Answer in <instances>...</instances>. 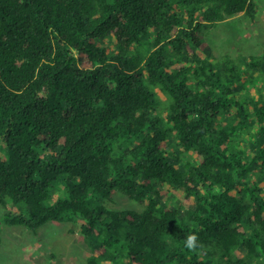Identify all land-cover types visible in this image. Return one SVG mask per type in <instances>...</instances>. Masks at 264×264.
<instances>
[{
    "label": "trees",
    "instance_id": "16d2710c",
    "mask_svg": "<svg viewBox=\"0 0 264 264\" xmlns=\"http://www.w3.org/2000/svg\"><path fill=\"white\" fill-rule=\"evenodd\" d=\"M254 11L0 0V204L25 205L7 222L77 223L86 264H264V94L245 86L264 61H216L200 35ZM116 191L142 209L107 208Z\"/></svg>",
    "mask_w": 264,
    "mask_h": 264
},
{
    "label": "rangeland",
    "instance_id": "374dc122",
    "mask_svg": "<svg viewBox=\"0 0 264 264\" xmlns=\"http://www.w3.org/2000/svg\"><path fill=\"white\" fill-rule=\"evenodd\" d=\"M255 11L252 18L246 15L205 26L201 37L211 49V57L219 61L227 55L236 61L241 56H258L264 61V0H253ZM247 91L255 95L258 89L264 94V62L259 69L251 70ZM163 111L170 98L155 89ZM258 91V92H259ZM0 204V264H86L92 253L88 242L80 233L77 223L50 221L36 232L7 222L9 215L25 213V205L15 204L9 198ZM51 199L47 202L51 203ZM109 209L140 211L142 205L116 191L101 201Z\"/></svg>",
    "mask_w": 264,
    "mask_h": 264
},
{
    "label": "clouds",
    "instance_id": "9594fccd",
    "mask_svg": "<svg viewBox=\"0 0 264 264\" xmlns=\"http://www.w3.org/2000/svg\"><path fill=\"white\" fill-rule=\"evenodd\" d=\"M184 247L190 252H198V250L202 247L199 242V238L196 234H191L185 237Z\"/></svg>",
    "mask_w": 264,
    "mask_h": 264
}]
</instances>
